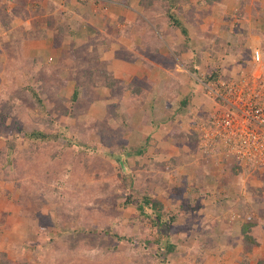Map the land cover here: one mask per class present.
I'll list each match as a JSON object with an SVG mask.
<instances>
[{"label": "rangeland", "instance_id": "obj_1", "mask_svg": "<svg viewBox=\"0 0 264 264\" xmlns=\"http://www.w3.org/2000/svg\"><path fill=\"white\" fill-rule=\"evenodd\" d=\"M173 1L0 0V149L17 130L16 155L22 159L28 149L31 161L22 187L0 177V264L4 254L19 257L34 240L25 235L29 218L20 198L43 201L42 213L78 207L83 224H94L115 205L111 231L152 241V256L163 253L152 264H236L240 229L256 220L264 258V172L253 173L264 166H243L232 175L216 147H200L199 125L216 102L197 82L212 73L232 81L244 72L264 94V0L180 2L187 37L167 29ZM32 128L65 129L71 142H43L34 151L22 137ZM111 150L121 161L107 155ZM200 168L206 177L197 183ZM146 196L161 204L165 218L174 217L171 254L153 243L156 233L138 216ZM126 197L131 204L123 208ZM26 205L37 208L32 200ZM108 238L101 245L62 239L49 259L130 262L136 250L114 247Z\"/></svg>", "mask_w": 264, "mask_h": 264}, {"label": "trees", "instance_id": "obj_2", "mask_svg": "<svg viewBox=\"0 0 264 264\" xmlns=\"http://www.w3.org/2000/svg\"><path fill=\"white\" fill-rule=\"evenodd\" d=\"M171 2L173 0H170ZM170 2V4H171ZM175 6L169 7L167 13V25L169 30H179L180 34L183 37L188 36V29L185 26L186 22L188 21L185 19L184 21L180 18L182 14V5L179 4L180 2H185L186 0H174ZM214 0H210V3L213 4ZM190 17V16H189ZM188 18V17H187ZM193 21L192 17H190ZM65 32H61V35ZM167 31H163V35H167ZM149 49V48H148ZM217 73H212L209 77L205 78L207 80H215L217 79ZM135 96L139 93L135 92ZM78 96V92L74 91L72 94V100H76ZM37 105H41L39 99L36 100ZM117 113V112H116ZM21 135V133H20ZM3 139L4 147L0 149V177L10 183L12 181H17L16 183L18 186L22 187V178L24 176L25 166L31 163L28 156L29 150H25L23 158L19 159L16 155V151H18V140H19V133L17 130L11 133V135H7ZM22 137L26 139L29 143V146L32 150L37 151L41 149L43 142H49L53 140H65L67 142H71L70 138L66 135V130H61L56 132L55 134L47 133L43 129H30L24 130L22 133ZM102 137V136H101ZM198 141V136L194 133L192 134V139ZM123 144H125L123 142ZM97 145L92 146V149L96 151ZM124 147H126L124 145ZM139 148V147H138ZM138 148L136 150L140 151ZM145 149H141L140 154L144 152ZM31 151V149H30ZM110 158L117 159L121 161V157L118 154H115L113 150L107 153ZM17 156V157H16ZM223 161L227 163V165L232 169V175H237L242 171L243 166L239 163H236L232 159L223 158ZM222 161V162H223ZM30 167V165H29ZM26 172L29 170H25ZM260 171L264 170H254V174H259ZM205 169L200 168L198 170L197 175H194L197 178L195 182H201L206 176L204 174ZM224 173L227 174V167H225ZM231 175V174H229ZM202 176V177H201ZM227 181L226 178L223 179L222 182ZM197 182V183H198ZM218 186L221 188L222 183H219ZM218 190V188H217ZM21 199V198H20ZM20 199L17 203H21V210L26 211V215L29 218L28 223V232H26V236H33L34 240L32 242H26V246L20 249L19 257L11 258L7 257V255L2 256L1 264H53L50 261V257L54 254V246L57 242L62 239L69 240L72 245H76L80 242L81 239H89V242L96 240L98 245L103 244L104 238H108L107 241L109 243H113V246H117L118 244L123 245L126 247L130 252L135 251L132 253V260L128 263H120V264H152L150 263L151 258L162 257V254L156 253L152 256L150 253V244L152 241L146 240H135L133 237L129 235L120 236L117 232H112L110 225L108 224L109 216H112L115 211L119 210L115 205H110V209L108 212L104 213L103 218L97 220L94 224L92 221L87 220L86 224H83L84 218L83 214L80 217V211L78 207L75 208H68L65 206L56 207L55 210H51L46 213H42L41 208H43V204L40 206L37 205L34 198L26 199L24 202H20ZM24 199V198H23ZM32 200V206H37L36 209L30 208L28 210V206L26 205L27 202L30 203ZM131 204V200L126 197L124 202H122L121 207L127 208ZM137 211L138 216L142 220H147L150 223V227L154 230L157 236V240L153 241L156 245H163L164 244V251L166 253L171 254L175 250V246L168 241V234L170 230L171 222L174 220V217L165 218L162 213V206L156 200L151 199L150 197H144L141 201L137 204ZM102 214V213H101ZM80 218V220H79ZM90 224V228L87 227V224ZM257 227L258 222L256 220H251L246 222L243 227L240 229V241L238 244L240 245L239 251V261L236 264H250L254 260V264H264V258L258 253L257 248L260 245V242L257 240ZM102 232V236L98 235ZM61 238V239H60ZM64 240V241H65ZM165 240V242H163ZM110 243V244H111ZM236 243L232 244V248ZM71 245V246H72ZM143 246V249H146V252L140 251L139 246ZM70 248H73L71 247ZM35 252L40 253L38 256ZM30 254V255H29ZM26 255L28 257H26ZM87 264H103V263H87ZM114 264V263H109Z\"/></svg>", "mask_w": 264, "mask_h": 264}, {"label": "built area", "instance_id": "obj_3", "mask_svg": "<svg viewBox=\"0 0 264 264\" xmlns=\"http://www.w3.org/2000/svg\"><path fill=\"white\" fill-rule=\"evenodd\" d=\"M253 61H260L255 51ZM254 81L244 76L238 78L199 80L206 94L216 102L207 122L200 124L199 137L202 148L216 147L222 158L241 166H264V94L256 90ZM260 88H262L260 86Z\"/></svg>", "mask_w": 264, "mask_h": 264}, {"label": "clouds", "instance_id": "obj_4", "mask_svg": "<svg viewBox=\"0 0 264 264\" xmlns=\"http://www.w3.org/2000/svg\"><path fill=\"white\" fill-rule=\"evenodd\" d=\"M218 79V78H217ZM221 79H224V78H221ZM199 80H202V79H197V82H198V84H199ZM225 80H227V79H225ZM203 81H205V79H203ZM206 81H209V80H207L206 79ZM201 87V86H200ZM207 108V107H206ZM223 159V158H222Z\"/></svg>", "mask_w": 264, "mask_h": 264}]
</instances>
